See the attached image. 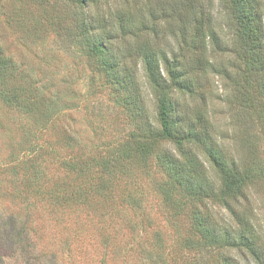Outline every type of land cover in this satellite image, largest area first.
<instances>
[{
	"label": "trees",
	"instance_id": "1",
	"mask_svg": "<svg viewBox=\"0 0 264 264\" xmlns=\"http://www.w3.org/2000/svg\"><path fill=\"white\" fill-rule=\"evenodd\" d=\"M12 1L0 0V42L9 39L6 28L15 33L25 24L19 11L11 12ZM32 2L38 6V18L61 39L60 46L74 49L89 66L90 85L97 77L115 100L111 107L70 105L86 113L78 121H66L68 106L56 105L55 92L46 95V85L26 73L0 43V101L24 117L36 118L31 125L37 127L36 151L26 164L39 180L40 170L45 171L44 194L62 201L77 195L73 212L79 209L94 220L92 236L98 251L105 249L103 257L122 242L119 228L130 226V217L152 227L151 213L157 208L176 240L168 246L156 233V248L148 251L146 239L140 238L141 249L135 251L152 257L150 264H264V241L256 233L245 192L257 176L264 177L255 173L254 160L241 163L223 147L207 105L179 102L180 96L203 98L207 75L214 72L230 82L237 107L264 128L260 1L218 0L226 33L217 28L202 0ZM146 35L153 44L141 39ZM22 38L28 46L29 39ZM225 51L238 64L236 76L208 59ZM131 54L139 59L153 105H146L138 89L136 70L128 61ZM114 111L119 115H112ZM82 126L90 137L81 139ZM157 173L159 180L154 179ZM152 197L156 207L149 201ZM240 201L244 211L239 210ZM126 210L129 215H124ZM132 251L129 248L128 254Z\"/></svg>",
	"mask_w": 264,
	"mask_h": 264
},
{
	"label": "rangeland",
	"instance_id": "2",
	"mask_svg": "<svg viewBox=\"0 0 264 264\" xmlns=\"http://www.w3.org/2000/svg\"><path fill=\"white\" fill-rule=\"evenodd\" d=\"M202 1L204 9L213 12L217 28L225 30L224 33L228 32L224 10L218 5V0ZM259 1L264 12V0ZM19 2L20 0H16L10 9L11 12L19 11L25 19V24L16 28L15 33L6 28L9 31V39L0 43L26 73L46 85V95L55 92L56 105L68 106L65 112L66 121H78L84 118L86 113L85 109L77 112L70 108V105H115L113 92L103 86L101 80L96 77L94 85H90L89 66L74 49L65 51L60 46L61 39L53 36L48 22L38 18V6L32 0H21V4ZM116 6L113 4V7ZM22 37L29 39L28 46L21 42ZM150 38L146 35L141 39L145 42L149 39L153 44V39ZM226 39L224 38V41ZM208 59L216 65H224L231 75H237L235 67L238 64L231 52L215 53L214 57ZM128 61L136 70L137 86L146 105H153L139 59L131 54ZM197 74L200 78V72ZM203 81L202 79V83ZM51 84L54 88H51ZM229 84L226 77L210 72L201 92L203 98L180 96L179 102L181 105H207L209 119L223 147L229 154L238 157V160L241 159V163L249 159L254 160L257 164L255 173L261 172L264 177V128L256 117L237 107L238 97H235ZM116 113L119 115L117 111L112 115ZM29 117L31 119L0 101V264H150L148 261H151L152 257L137 252L142 246L140 238L146 239L148 251L156 248V240L153 237L156 233L162 235L168 246L173 245L176 235L174 236L170 227H166L156 208L151 213L152 227H148L141 219L133 220L130 217L132 224L128 227L132 231L124 226L119 228L118 241L122 242L117 243V249L106 252L103 257L105 249L98 251V243L92 236L94 220L79 209L73 212L71 203L77 195L72 194L74 197L71 196L65 201L53 200L41 189L44 181L42 175L45 173L42 166L38 167V170H43H40V180L36 177L39 175L28 168L30 164H26V160L28 161L36 151L33 134H37V127L31 126L35 125L36 118ZM81 129V139L90 137L86 126ZM160 178L161 175L157 173L154 179ZM245 192L256 233L264 241V179L257 176V180L246 187ZM149 201L157 206L153 197ZM239 203V210L244 211V203ZM129 214V210L124 213ZM125 223L128 225L129 222L125 220ZM181 235L185 233L182 232ZM129 248L134 250L130 254ZM238 255L235 257L241 260Z\"/></svg>",
	"mask_w": 264,
	"mask_h": 264
}]
</instances>
